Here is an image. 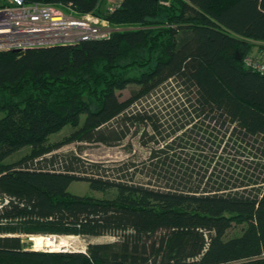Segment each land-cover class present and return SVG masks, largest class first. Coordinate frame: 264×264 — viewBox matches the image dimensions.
Wrapping results in <instances>:
<instances>
[{
    "label": "trees",
    "instance_id": "1",
    "mask_svg": "<svg viewBox=\"0 0 264 264\" xmlns=\"http://www.w3.org/2000/svg\"><path fill=\"white\" fill-rule=\"evenodd\" d=\"M24 1L70 4L119 28L107 38L0 50V264H264V74L243 61L264 41V0H122L113 11L105 0ZM167 80L181 94L170 110L177 119L165 124L156 110L131 108ZM117 116L120 128L104 129ZM66 124L72 129L52 140ZM141 124L144 141L164 142L150 158L174 160L175 148L192 142L180 157L187 165L152 168L170 186L126 170L111 178L99 163L52 153L75 140L109 143ZM231 147L234 157L248 147L259 160L230 166L222 151ZM88 169L102 173H79ZM75 179L105 194L72 193ZM34 234L116 237L85 251L40 250L23 240Z\"/></svg>",
    "mask_w": 264,
    "mask_h": 264
},
{
    "label": "rangeland",
    "instance_id": "2",
    "mask_svg": "<svg viewBox=\"0 0 264 264\" xmlns=\"http://www.w3.org/2000/svg\"><path fill=\"white\" fill-rule=\"evenodd\" d=\"M250 52L253 55H256L258 52V45H253L251 47ZM133 86H134L133 84H129L125 88L118 91L120 99H123L126 96H128L130 88ZM180 97L181 94L177 90V86L174 85V81L167 80L163 85H161V87L143 96L140 100L134 103L131 106V108L132 109L145 108V109L156 110L158 111L160 120L165 121V124H168L169 122H171L172 118L177 119L179 117V115L172 116L171 113L173 112H171L170 110H172V108H177V106H174V103H176L175 101H181ZM120 117L121 116H117L116 118L112 119L110 122L106 123L104 125V129L106 128L119 129L121 124ZM83 118H84V114H81V121ZM135 125L136 127L138 126L137 124ZM142 126L143 124L139 126V130L137 132L134 131L135 129L134 126H131V128L128 129L120 139H110L109 143L101 140H93V141L75 140L61 145L60 147L52 151V153L71 154L78 156L79 158L87 162L99 163L101 167L108 168L106 174H108L111 178L117 177L118 172H123L124 170H126L127 171L126 177L134 181L137 182L139 181L143 183H152L154 185H159L163 187L170 186L164 183V181L160 178V177L166 178V176L158 175L152 168L155 167V164H158V166H161L162 168L166 167V165L169 166L173 165V167H178V165L183 164V162H185L186 160L181 159L183 158V156L181 155H185V153L188 152L190 153L192 142L191 143L189 142V146H186V148H184V150L182 151L180 150V148L176 147L175 152L179 156L178 158H174V160L166 159L164 162L162 159L161 160L159 158L156 159V157L150 158L149 156L151 149L161 147L164 144V142L162 139H160V137H158V139H156L155 141L150 140L149 138L147 141H144L146 135L141 134ZM145 128L148 129V131H151V128L148 127L147 125L145 126ZM71 129L72 126L70 124H66L58 132L53 133L50 136V138L52 140L56 138H60L61 136H63L64 133L69 132ZM25 150L26 148L19 149L11 156H9L8 159L9 160L15 159L16 157L24 153ZM234 150L235 148L231 147L226 151H222L223 156L227 157L228 161H230L229 163L230 166L234 165L237 158L247 162L253 159L259 160V154L249 152L248 147L244 148V152L236 153L235 157L233 156L235 152ZM206 151L208 153L212 152V150L210 149ZM219 151H220V147H218L216 153H218ZM205 163L206 162L198 161L197 163L194 164V166L205 165ZM212 163L213 161L211 162L210 165H212ZM192 164L193 162L190 165ZM118 166H121L122 170L116 169V167ZM174 170L176 171V169L172 168L171 171L169 170V173L171 174L174 173ZM79 173L91 175L102 172L98 170L88 169V171H82V172L79 171ZM122 177L125 176L122 175ZM68 190L76 194H89L94 196H103L105 194L100 190L92 189L89 186L88 181L83 179L72 180L68 185ZM238 230H239L238 225L233 226L232 228H230L229 234L236 233L238 232ZM34 235H43V234H34ZM30 236L27 238H23V240L26 241V243L28 244L27 247L34 248L33 240L30 239ZM61 236L63 235L57 236L56 239H58ZM115 237L116 235L113 234H102V235H92V236L75 235L73 237L74 239L72 238L67 239L68 244L65 245L66 247L59 246L58 250H80L83 248L86 249L87 244L89 242L93 243V242L108 241V240H113ZM38 249L48 250V247H39Z\"/></svg>",
    "mask_w": 264,
    "mask_h": 264
},
{
    "label": "built area",
    "instance_id": "3",
    "mask_svg": "<svg viewBox=\"0 0 264 264\" xmlns=\"http://www.w3.org/2000/svg\"><path fill=\"white\" fill-rule=\"evenodd\" d=\"M121 1L106 0V9L115 10ZM159 1L167 4L169 0ZM117 28L107 18L93 12H78L70 4L0 0V50L107 38ZM243 61L264 74V60L260 57L249 52Z\"/></svg>",
    "mask_w": 264,
    "mask_h": 264
},
{
    "label": "bare ground",
    "instance_id": "4",
    "mask_svg": "<svg viewBox=\"0 0 264 264\" xmlns=\"http://www.w3.org/2000/svg\"><path fill=\"white\" fill-rule=\"evenodd\" d=\"M74 236L75 235H63L58 239H53L48 235H32L30 236V239L33 240L34 249H38L39 247H48V250H58L59 246H65L68 244V238L74 239Z\"/></svg>",
    "mask_w": 264,
    "mask_h": 264
},
{
    "label": "crops",
    "instance_id": "5",
    "mask_svg": "<svg viewBox=\"0 0 264 264\" xmlns=\"http://www.w3.org/2000/svg\"><path fill=\"white\" fill-rule=\"evenodd\" d=\"M254 45H258V52L256 55H258L264 60V41H258Z\"/></svg>",
    "mask_w": 264,
    "mask_h": 264
},
{
    "label": "water",
    "instance_id": "6",
    "mask_svg": "<svg viewBox=\"0 0 264 264\" xmlns=\"http://www.w3.org/2000/svg\"><path fill=\"white\" fill-rule=\"evenodd\" d=\"M14 50H18V48H14ZM244 52V46L241 45L240 50L236 51V57L240 58L241 54ZM48 236H51V238L55 239L59 234H47Z\"/></svg>",
    "mask_w": 264,
    "mask_h": 264
},
{
    "label": "flooded vegetation",
    "instance_id": "7",
    "mask_svg": "<svg viewBox=\"0 0 264 264\" xmlns=\"http://www.w3.org/2000/svg\"><path fill=\"white\" fill-rule=\"evenodd\" d=\"M194 120H195V119L193 118V120H191V121H194ZM190 124H191V122L187 123V124L184 126V128H185V127H189ZM174 136H175V135H171V136L169 137L168 140L172 139Z\"/></svg>",
    "mask_w": 264,
    "mask_h": 264
}]
</instances>
